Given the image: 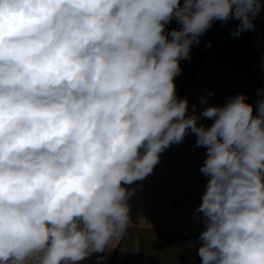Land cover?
Wrapping results in <instances>:
<instances>
[{"label": "clouds", "instance_id": "9594fccd", "mask_svg": "<svg viewBox=\"0 0 264 264\" xmlns=\"http://www.w3.org/2000/svg\"><path fill=\"white\" fill-rule=\"evenodd\" d=\"M262 8L0 0V264H77L112 250L132 223L137 188L126 186L189 133L206 149L201 264H264V96L255 114L243 93L189 114L175 84L214 20H239L238 37ZM173 19L181 27L167 31Z\"/></svg>", "mask_w": 264, "mask_h": 264}, {"label": "crops", "instance_id": "0c3cea01", "mask_svg": "<svg viewBox=\"0 0 264 264\" xmlns=\"http://www.w3.org/2000/svg\"><path fill=\"white\" fill-rule=\"evenodd\" d=\"M255 30L234 36L221 34L199 71L180 98L187 99L189 114H198L211 105H223L243 93L256 113L253 93L264 83V21L254 22ZM212 32L193 44L190 59L180 60L182 72L175 77L176 94L205 52ZM212 92V95H208ZM207 103L201 104V98ZM211 119L198 124L210 126ZM206 149L196 146L189 133L179 144L161 153L151 175L126 187L137 188L130 199L132 223L112 250L93 253L77 264H201L197 255L199 234L203 230L194 214L200 205L208 177L200 172Z\"/></svg>", "mask_w": 264, "mask_h": 264}, {"label": "trees", "instance_id": "16d2710c", "mask_svg": "<svg viewBox=\"0 0 264 264\" xmlns=\"http://www.w3.org/2000/svg\"><path fill=\"white\" fill-rule=\"evenodd\" d=\"M263 1V0H261ZM260 21H264V10L260 11V13L256 16L254 22H260ZM240 23L239 20H234L231 19L227 22H221L215 25H212V27H217L219 25H223L226 24L227 26H225V28L223 29V31L217 32L213 38L211 39L210 43L208 44L205 52L203 53V55L201 56V58L199 59L198 63L195 65V67L193 68L192 72L190 73L187 81L185 82V84L183 85V87L181 88L180 92L178 93V97L180 98V96L182 95V93L184 92V90L188 87L189 83L191 82V80L194 78V76L196 75V73L199 71L202 63L204 62V60L206 59L207 55L209 54L210 50L213 48L214 43L216 42L218 36L224 32V31H228V30H233L237 27V25ZM179 24L177 23V21L175 19H173L167 26L168 27H174V26H178ZM210 45V46H209Z\"/></svg>", "mask_w": 264, "mask_h": 264}, {"label": "rangeland", "instance_id": "374dc122", "mask_svg": "<svg viewBox=\"0 0 264 264\" xmlns=\"http://www.w3.org/2000/svg\"><path fill=\"white\" fill-rule=\"evenodd\" d=\"M225 26H227L226 24H223V25H219V26H217V27H211V28H209L207 31L209 32H212V38H213V36L217 33V32H220V31H223V29L225 28ZM206 31V32H207ZM228 31H232V30H228ZM228 31H224V32H222L221 34H223V33H225V32H228ZM220 34V35H221ZM219 35V36H220ZM219 36H218V38H219ZM211 38V39H212ZM218 38H217V40H218ZM211 39H210V41H211ZM216 40V41H217ZM210 41L208 42V44L210 43ZM216 43V42H215ZM214 43V44H215ZM208 44H207V46H208ZM207 46H206V48H207ZM213 49V48H212ZM211 49V50H212ZM206 50V49H205ZM210 50V51H211ZM258 90H260V94L258 95ZM262 96H264V83H262L258 88H257V90H255V92L253 93V101H255V102H257V100L258 99H260Z\"/></svg>", "mask_w": 264, "mask_h": 264}, {"label": "water", "instance_id": "95a60500", "mask_svg": "<svg viewBox=\"0 0 264 264\" xmlns=\"http://www.w3.org/2000/svg\"><path fill=\"white\" fill-rule=\"evenodd\" d=\"M261 3L264 4V0L261 1ZM262 10H264V8H262L261 11H262ZM230 20H231V19H230ZM221 22H224V21L214 20L213 23H212V25H215V24H218V23H221ZM180 27H181L180 25H178V26H174V27H168V28H166V30H167V31H170V30H172V29H174V28H175V29H179Z\"/></svg>", "mask_w": 264, "mask_h": 264}]
</instances>
